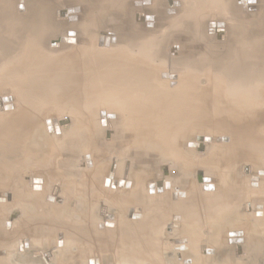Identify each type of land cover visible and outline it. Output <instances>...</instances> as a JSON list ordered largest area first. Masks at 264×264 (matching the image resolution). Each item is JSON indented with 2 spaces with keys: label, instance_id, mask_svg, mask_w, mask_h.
I'll return each mask as SVG.
<instances>
[{
  "label": "bare ground",
  "instance_id": "obj_1",
  "mask_svg": "<svg viewBox=\"0 0 264 264\" xmlns=\"http://www.w3.org/2000/svg\"><path fill=\"white\" fill-rule=\"evenodd\" d=\"M52 1L17 0L16 2L15 0H0V197L4 200L0 210V237L2 238V243L0 242V264L51 263H48L49 256L46 255L47 253L43 252V256L40 252L39 255L43 257L44 261H37L38 251L31 252L34 241L32 242L31 238L26 235L33 230L32 228L34 227L32 226L36 228V223H34L36 208L34 207L35 210L32 208L34 204L32 207L29 205L25 206L28 208L26 211L28 215L27 221L25 220L26 218H22V220L13 219V223H8L13 214L10 212L13 209L11 196L19 197L21 194H25L26 188H28L30 190L29 196L41 198L42 204L40 206H43V208L47 207L48 211L54 209L59 212L64 207L58 203V206L55 204V208L53 206L54 202L69 199V196L75 194H71L74 191L73 188H75H72V186L85 187L87 185L95 188L99 185L101 179V186L113 193L103 194L100 191V194L99 192L97 194L93 188V190H89L90 192L81 194L79 193L81 189L77 186L76 191H79L77 193L81 195L80 197L78 194L80 201L77 200L79 202L77 206L75 204L70 206L68 213L62 214V221L66 231L62 229L63 231L60 230L56 233V248L61 247V249L58 252L59 256L56 261H52L53 264H66V259L71 256V243L76 244L83 233L91 234L95 237L99 236L101 240L102 237L112 238L115 244H120L124 250L132 252V256L128 258L129 260L134 261L136 258L141 264H193L192 259L185 252L191 244L197 243L192 250L196 253L194 257L199 259V264H211L208 246L200 243V241L197 242V239L191 236L195 231L187 229L198 226L195 222H190L189 219L197 221L200 219V195H196L197 192L195 191H200L205 196L212 195L218 191L217 183L214 180L216 174L212 175L215 164L212 161L215 159L213 157L211 161L210 154L205 153L204 156H201V154V157L198 156L197 158L199 161L196 160L198 161L197 165H195L196 163L191 157L201 147H207L209 150L213 149V156L219 155L217 170L224 177L228 165L227 161L230 160L240 163L238 161L241 159H247L249 160L247 162L251 163V165L264 166V40L257 38L256 42L250 43L247 40L248 37H246V40L241 39L238 37L239 35H236V32L235 35L226 37H229V41L225 45L223 44L225 50L201 52L202 55L206 54L199 59L198 66H194L196 61L193 65H190V62L188 66H185L187 65L186 63L180 66L173 59V52L170 51V56H166V48L170 41L177 42V40L173 39L174 36L181 37V34H168L164 29L165 32L162 31L160 36L156 35L159 30L156 31L154 25L157 23L155 17L157 15H155L154 8L156 9V6L160 5V13L162 15L163 11L169 13L170 10L176 12L174 13L175 15H179L178 11H181V8L176 10L175 4L182 3L181 5L187 10L186 13L188 10L190 11L187 16L185 15V20L182 19L184 21L195 14L204 18L206 16L219 15L222 17L229 16L231 19L233 18L231 15L232 11L235 10L236 12L234 8L238 7L239 9V0H150V5L145 4L144 0H133L134 11L144 15L143 18L146 16L145 19L139 17L142 21L139 25H142L146 32L153 33L155 36L149 38L146 36V38L139 31L138 34L135 32V34L132 33L130 36L128 34V37H124L125 35H113L111 28L108 29L107 24H103L105 26L103 27L104 30H108L107 33H95L98 32V29L94 33L86 32L89 40H87V46L85 47L80 46L81 38L79 39V33L76 30V25L79 24V13H74V11H79V8L73 10L71 8H77V6H71L68 9L66 8L65 11H58L55 9L57 6L54 7L56 4L52 5ZM110 1L108 0V2ZM113 2L115 7L112 6L113 8L109 9L115 10L118 0H113ZM120 2L122 3V1ZM135 2H139V4L135 5ZM243 2L242 0L240 5L248 19L251 18V13L257 15L256 18L260 16L258 0H245V3ZM54 3L56 2L54 1ZM165 3H168V5L165 6ZM254 5L257 7V11L250 8H254ZM68 10H70V13H67ZM116 10V12H120L118 9ZM148 10L151 13H143ZM111 12L113 13L111 15L117 16L114 14L115 12ZM61 13L62 15H60ZM174 14H169V17H173ZM180 14H183L182 11ZM74 15L78 18V20L76 19L77 21H75ZM239 15L241 14L238 13L237 18H239ZM55 16H58V18ZM62 16H67V21H63L62 18L61 20L60 17ZM151 16L154 17V20ZM68 17L69 20L74 21H69ZM114 17L112 16V19ZM214 17L207 19L206 30L215 34L214 38L218 37L217 39L219 40L222 36L224 37L219 31V28L224 25L220 23L221 19ZM96 18L95 16L94 19ZM100 20L102 19L100 18ZM190 20H187V22ZM233 20H236V18H233ZM251 20L253 19L251 18ZM96 21L95 23H97ZM169 21L172 22V20ZM65 22L69 23L70 28L68 27L69 30H67L66 34H61L58 30L60 26L61 29L64 28ZM98 22L100 27L101 22ZM110 22H113V20ZM192 22L193 20H191V24ZM114 23L113 25H115ZM175 23L177 24V22ZM241 23L243 24V21ZM147 24H151L154 29L147 27ZM225 25H228V22ZM134 26L140 27L136 24ZM123 27L125 28V26ZM90 29L94 30L91 27ZM121 29L117 26L114 27V31L116 30L117 32H122ZM228 29L229 27H226L223 31L227 32ZM193 30L194 32L197 31V29ZM70 32L74 33L71 34ZM195 33L193 39L199 40ZM62 38L66 40H62ZM253 38L256 39V37ZM182 40L184 41V38L181 37ZM192 42H185L184 44L193 45ZM219 45L221 46L222 43ZM50 46L55 48V50L60 48L66 50V52L56 53L58 50L56 52L55 50L50 51ZM178 49L176 46L172 47L173 51L177 52ZM185 53L184 51L181 54L184 55ZM179 60L181 59L179 58ZM18 92L23 96L22 101L20 99L21 104L16 96ZM63 92H67L65 97L61 95ZM91 102L105 106V108H99L97 111V127L101 133L108 131L111 125H118V131H115L116 134L113 137L110 136L113 139L109 148L114 150L113 152L120 157L131 158L132 162H134L133 165L139 166V169L128 170L129 172L127 171L122 177L116 176L112 172L102 177L104 174L101 176L97 173L99 167L97 168L95 163L92 165L93 159L89 157L88 160L91 163L84 168L81 166L84 170L77 172L80 161L82 162L83 159V157L81 159L83 146L88 148V145L83 142L84 138L93 132L90 129L91 122L83 126L82 120L84 118L79 115L82 109L80 106ZM48 104H61L63 110L73 111L72 117L75 118L76 122H74L73 127L64 130L61 136L58 133L61 131V126L67 122L57 121L56 119L58 118L49 117L50 115L46 116L47 111L44 112L43 107ZM115 105L123 106L121 111L124 110L129 114V117L122 119V125L119 120V110L117 108L116 111L113 109ZM18 106H21L20 110ZM52 106L54 107V105ZM89 108L88 111L91 110ZM43 112L45 117L42 115ZM40 118H43L42 122ZM198 123H204V126L206 123L215 124L216 132L222 135V139L215 142L213 138L211 141L212 135L204 132H198L191 138L190 136H192L193 132L201 129L203 131L204 129ZM41 126L46 137L41 132ZM213 127L211 126V130L208 129L212 131ZM86 128L89 132L85 131ZM112 130L114 131V129ZM220 134L218 137H220ZM198 136H200L199 139L197 138ZM207 138L210 139L208 140ZM154 151H158L157 156H159L161 162L170 163L169 172L165 174V177L161 175L163 178L147 183L143 170L145 172V161L148 156H153ZM215 152L216 154H214ZM66 154L69 156L66 157ZM123 157H121V160ZM166 157L169 161H164ZM122 162H125V160H122ZM199 164L203 166V169L205 167L208 175L204 177L202 175L200 182L196 183L197 178L193 182L194 175L191 173L193 175L191 180L189 173L193 172L192 169L195 166L198 167ZM87 168L89 170L85 171ZM137 169L141 172L140 176L134 174ZM195 169L197 170V168ZM86 178L88 180H85ZM202 178L210 179L211 182L204 183ZM113 181H117L116 186H112ZM160 182L162 184L159 187L158 183ZM128 183L130 184L127 185ZM195 183L198 185L199 190L198 188L193 190V184L195 185ZM9 184H11L10 188L11 191L14 190V193L8 194L7 188H9ZM248 187L250 193H252V190L259 191V193H261L260 190H263L264 197V175L251 173L248 178ZM121 190L125 192L120 193ZM160 191L162 192L160 193ZM232 193L230 192L229 194ZM159 194H163V198L167 201L172 200L168 207L161 203L163 205L161 208V204L160 206L157 205L158 200L156 201L157 203L153 201V204L147 197ZM229 194L221 193L219 198L214 196L215 194L208 198L202 197L203 203L206 202L211 216H218L220 212L229 213L233 210L230 205L231 200L228 198ZM75 196L73 197L75 198ZM16 197L14 198L16 199ZM179 197L186 198L185 201L184 199L182 200L184 203L179 202L181 201L178 200ZM232 197L230 198L232 199ZM234 197L236 198V196ZM102 199H104L105 204L101 205L100 208L96 207L95 204L101 202ZM86 203H89L88 206L85 205ZM106 203H109L110 206H114L112 203H120L123 206L120 226L118 225V214L115 209L113 207L109 208ZM259 203L264 207V198ZM46 211L44 210V212ZM172 211L175 213H172ZM46 213H49L48 217H51L50 212ZM97 213H100L103 218H98ZM262 213V219H259V223L256 224L257 227L260 226V223L264 226V209ZM173 214H177L175 217L179 216L181 219H188L186 222L184 221L185 223L182 226V228H186L181 231L183 235L177 234V237L172 239L176 246H178L179 242L181 246L178 247V253L173 254L171 257L165 255L163 251L166 243L161 234L164 222L174 218ZM135 215L140 217H134ZM6 216L8 217L7 219H5ZM67 217L69 220H66ZM41 219L43 220V218ZM7 223L11 229L7 228ZM50 223L52 224L51 221ZM99 223L103 227L108 225V228H101ZM2 228L5 229L6 233H1ZM20 234H25L26 236H19ZM235 235V245L239 248L245 243L244 231L236 230ZM95 237L91 241L94 240L93 242L96 241L95 244L99 245L101 240L99 241L100 238ZM21 239H29V243L20 245L19 241ZM112 239L110 240L112 241ZM240 239L243 243H238ZM110 240L104 239L103 241L109 243ZM10 241H16V244L11 246L12 243ZM44 241H41L40 244L43 245L42 242ZM84 244L83 246H85ZM89 244H87V247ZM92 244L94 245V243ZM104 244L106 245V243ZM37 245L32 249L35 250ZM99 246L101 248L104 247ZM14 247L17 251H21L23 255L31 252L33 257L27 258L23 256L22 259H17V257L14 258L13 253L7 254L8 249L13 250L15 249ZM40 248L41 246L39 247L40 251L45 249H42V247L41 250ZM101 248L98 247L99 250ZM21 249H24V252ZM105 255L107 256L106 259L101 260L100 264H116L117 259L114 253H106ZM96 258L98 257H88L86 264H99L98 260L94 261ZM20 260L23 262L20 263ZM78 260L83 263L80 258L73 259V262L70 261L72 264H78L76 263ZM223 263L217 260L214 262V264ZM244 264H247V262H244ZM262 264H264V261Z\"/></svg>",
  "mask_w": 264,
  "mask_h": 264
},
{
  "label": "rangeland",
  "instance_id": "obj_2",
  "mask_svg": "<svg viewBox=\"0 0 264 264\" xmlns=\"http://www.w3.org/2000/svg\"><path fill=\"white\" fill-rule=\"evenodd\" d=\"M15 1L17 2V0H15ZM51 1L52 0H50V2ZM54 1L56 3H54ZM120 1H122V3H124L123 6H122V3ZM243 1H244L243 3H245V0H243ZM258 1H259V5L258 6H259V9H260L259 10L260 11V13H259L260 16H258V18H256L257 15H255L254 13H251L250 14V17L253 20H251V18H249L250 19L249 20L245 16L244 11L242 9V6L240 5L242 3V0H239V9H238V7L237 8H234V9H236V12H235V10H233L232 12L234 14L233 13L231 14L234 19L236 18V20H233V18L230 19L229 16L222 17V16H219V15H213L211 17L210 16H208V17L206 16L204 18V17H200L197 14H195L194 16L192 15V17L190 18L191 20H193L192 24H191V20L190 19H187L186 18V21H184L185 20V15L187 16L188 15L187 13H189L190 11L188 10V12L186 13L187 10H185V8L183 7V5H181L182 3L175 4V5H176V8H177L176 10H180V8H181V11L183 13L182 15H184V16H182L180 14L181 11H178L179 12V15L178 14L175 15L174 13H176V12H174L173 10H170L169 13L167 12L168 15H167L166 11H163V15H162L160 13L161 6L158 5V6H156V9L154 8L155 15H157V16H155L157 23H155L154 25H155L156 31L159 30V31H157L156 35L160 36L161 35V32L162 31L165 32V30H166V33H168V34H174V33L181 34V37L184 38V41L186 43L187 42L188 43H191V41H193L192 42L193 45L192 44H189V45L187 44L186 45V44H184L185 42L183 40L181 41V37L180 36H174L173 39L174 40H177V42L175 43V41H170L168 43L167 48H166V54H167L166 56H170L171 53H169V52L171 51V52H173L172 53V57H173V59H175L176 64H180V66H181L183 64L185 65V63H186L187 65H185V66H188L190 62H191L190 65H193L194 62L196 61L195 64H194V66H196L198 64V62L200 61L199 59L202 58V57H204L208 50H212V51L214 50V52H218V50H223L224 49V45L229 41V37L232 36V35H235L236 32H237L236 35L237 36L239 35L238 37L241 38V39H245L246 40V37H248L247 40H249L248 42H250V43H254V42H256V40H258V39L260 40V38L262 40H264L263 39L264 38V35H263L264 34V0H258ZM110 2H108V0H104V1L103 0H92V1H90V0H53L52 1V5L54 6V4H56L54 7L57 6V8H55V9H57L58 11H65L66 8L68 9L71 6H77V8L76 7L71 8L73 10H76V9L79 8V11H74V13H76V12L79 13V24L76 25L77 26L76 30L79 33L78 34L79 35V39L81 38L80 39V42H81L80 43V46L81 47L87 46L86 45V42H87V40H89L88 39L89 36H88L87 33H89V32L90 33H92V32L94 33L97 29H98V32H95L97 34H101V33L102 34H105V33H107L108 30H106V29L104 30L103 27H105V26H103V24L104 25L107 24V28L108 29L111 28L113 35L114 34L115 35H119V36L120 35H125L124 37H126L128 34H129L128 36H130V34H132V33L133 34H135V33L138 34V31H139L142 34V36H144V37L148 36V38H149V37L155 36V34L153 35V33H149L148 31L146 32L143 29L144 27L142 25H139L142 22L141 19H139V17L140 18H143L144 15H140L141 13L138 14L137 11H134V8L132 6L133 0H124V1L123 0H118V2H116V5L117 6H116L115 10L109 9V8H113L112 6L115 7V3L113 2V0H111ZM98 3H99V6H98ZM144 3L145 4L147 3L149 5L151 4L150 0H146V1L144 0ZM160 3H158V4H160ZM137 4H139V2H135V5H137ZM78 5H80V6H78ZM167 5H168V3H165V6H167ZM177 5H178L179 8L177 7ZM58 6H59V8H58ZM250 8H252V9H254V10L257 11V7L255 5H254V8L253 7H250ZM116 9H118L121 13L120 12H116L117 11ZM237 9H238V11H237ZM111 11L115 12L114 14L117 15V16L114 17V15H111V13H112ZM262 12H263V14H262ZM143 13H147L148 14V13H151V12H150V10H148V11H145ZM172 13L174 14L173 17H171V16L169 17V14L172 15ZM236 13H237V15H236ZM238 13L241 14V15H239V18H237L238 17ZM160 14H161V17H160ZM60 15H62V13ZM231 15H230V17H231ZM235 15H236V17H234ZM95 16L97 17L96 19H94ZM112 16L116 20L114 18L112 19ZM165 16H167V18H165ZM180 16H182V17L180 18ZM214 16H216V17H214ZM55 17L58 18V16H55ZM74 17H75V21H77L78 18H76L75 15H74ZM147 17H150V16H147ZM213 17L216 18V19H221V22L220 23H222L224 25V26H221V28H219L220 29L219 30L220 31V34L221 35H224V37L222 36V38H220L219 40L217 39L218 37L216 39L214 38V35L215 34L209 32V30H206L207 29V25H206L207 19L213 18ZM259 17H261V18H259ZM61 18L63 19V21H65V20L67 21V19H66L67 16H62V17H60V19ZM100 18L102 20H100ZM109 18L111 20H113V22H110L111 20L109 21ZM145 18H146V16H145ZM145 18H143V19H145ZM151 18H153V20H154V17L153 16H151ZM177 18H178V20H177ZM182 19H184V20H182ZM222 19H224V20H222ZM68 20H69V17H68ZM90 20L93 21V22H91ZM169 20H172V22H170ZM187 20H190V21L187 22ZM69 21L72 22L74 20H69ZM95 21L97 23H95ZM98 21L101 22L100 23V27H99V22ZM147 21H152V20H147ZM174 21L177 22V24ZM242 21H243V24L241 23ZM227 22H228V25H225V24H227ZM65 23L66 24L63 25L64 28L61 29V26H60V29L59 30L57 29L59 31V33H61V34H63V33L66 34L67 30H69L68 29V27L70 26L69 23H67V22H65ZM113 23L115 25H113ZM121 23H122V25H121ZM212 23H214V22H212ZM91 24L92 25L94 24V26H92ZM135 24L137 26H140V27L134 26ZM171 24H172V26H170ZM185 25H186V27H185ZM116 26L119 29L123 28V29H121L122 32L121 31H118L117 32L116 30L114 31V27H116ZM123 26H125V28ZM146 26L153 28V26L151 24H147ZM168 26H169V28H168ZM173 26H175V27H173ZM225 26L226 27H229V29H228L227 32H224L223 31L226 28ZM240 26H243V27H240ZM90 27L91 28H94V30L90 29ZM170 27L173 29V31H171L172 29ZM209 27H210V25H209ZM65 28H66V30H65ZM174 28H176V29L174 30ZM260 28H262V29H260ZM193 29H197V31H195L196 33L194 32ZM233 29H234V31H233ZM123 31H125V32H123ZM174 31H176V32H174ZM222 31H223V33H222ZM197 32H198V34H197ZM70 33L73 34L74 32H70ZM194 33L197 35V37H198L199 40H194L193 39L194 38ZM57 34H58V32H57ZM243 34H244V36H243ZM228 35H229V37L226 38ZM252 37H256V39L253 38L254 39V41H253ZM225 39H228V40L225 41ZM219 42L222 43L221 46H223V47H221L219 45L220 44ZM52 43H54V42H52ZM174 43H175V45H174ZM206 44H207V46H206ZM175 46L177 47V49L179 48L177 50L178 53L176 51H173L174 49L172 50V47H175ZM207 47H209V48H207ZM169 48H171V49H169ZM215 49H217V50H215ZM53 50H55V48H53V47L50 46V51H53ZM56 50H58V51L56 52ZM56 50H55L56 53H62V52L64 53V52H66V50H63V49H60V48H56ZM184 51L186 53L184 55L181 54L182 52L184 53ZM204 51L206 53H204L202 55V53ZM179 52H181V53H179ZM179 54H181V55H179ZM199 55H202V56H199ZM183 56H185V57H183ZM181 57H183V58H181ZM179 58L181 60H179ZM66 94H67V92L61 93L62 97H63V95L65 97ZM16 96L18 97V100H19L18 102H20V104H21V101L23 99V96L20 95V92H18V94ZM20 99H21V101H20ZM62 100H64V99L62 98ZM106 103H108V102H106ZM92 104H93V102L87 103L88 106L87 105L80 106L82 109H81V114H79V115H82L81 118H84L82 120L83 126L85 124H87V123L89 124V122H91L90 123L91 124L90 129L93 132H91V135H88V136H86L84 138V141L83 142H84V144L88 145V148H86V147L84 148V146H83L82 155H81V159H82V157H83V159H82V162L80 161V164H79L80 166L77 169V172L84 170V169L81 168V166L84 168V167L87 166V164L91 163L88 160L89 157H90V159H91V157L93 159V161L91 160L93 162L91 164L94 165V163H95L96 164V167L97 168L99 167V170H97L98 172L97 171L96 172L99 175H101V176L104 174L102 177L106 176L108 173H111V172L113 174H115L116 176H121L122 177V175L125 174L128 170L129 171H132V170H135L136 168L139 169V166L136 167V166H134L135 164L133 165L134 162H132V159L131 158H128L127 159L126 156L125 157L121 156V157H123L122 160L123 161L125 160V162H122L121 157L119 155H117L115 152H113L114 150H112L111 148H109V145L111 144V140L113 139L110 136L113 137V135L116 134L115 131L116 130L118 131V125L117 124L111 125V127L108 129L109 134H108V131H106L105 133H101L99 131L98 127H97V111H98L99 108H103V107L105 108V106H102V104H97V103H94L93 105ZM52 105H54V107H56V106L57 107L54 108ZM99 105H101V106H99ZM104 105H106V104H104ZM42 106H44V105H42ZM92 106H93V108H96V109H93ZM45 107H46L47 110L45 109ZM47 107H49V108H47ZM51 107L54 108V109L51 110L52 109ZM66 107H67V105H66ZM83 107H84V109H83ZM89 107L91 108V110L88 111V108ZM122 107L123 106H121V105H115V107L113 108V109H115V111H116V108L119 110L118 111V115H119V120L121 122V125L123 123L124 118H127V116L129 117L128 112H125L124 110L121 111L122 110ZM43 108H42L43 111L45 110L44 112L47 111L46 112V116H49L50 115L49 117H54L55 119L58 118V119H56L57 121L60 120L61 122H67L66 124L64 123L61 126L62 127L61 128V131L58 133L59 136H61L62 133H63V131L66 130L67 128L73 127L74 122H76L75 121V118L72 117V112L73 111L68 112L66 110H63V107L61 106V104L60 105L59 104H51V105L48 104V105H45ZM18 109L20 110L21 109V106H18ZM55 109H56V111L57 110L58 111L56 112ZM48 111H50V112H48ZM44 112H43L42 115L45 117ZM123 112L125 113V115H124ZM77 115H78V112H77ZM40 119H41L40 121L42 122V119L43 118H40ZM120 122H118V123H120ZM198 124H200V123H198ZM202 124H200V126L201 127L203 126L202 127V128H204L203 131H202V129L199 130V131L196 130V132H193L192 133V136H190L191 138H193L196 135V133H198V132H204V133H210L212 135V138L210 137L211 138V141L213 140V138L215 139V142H218V140H221L222 139V135L219 132L218 133L220 134V137H218L219 134L216 132V129H215L216 128V125L215 124H208V123H206L205 126H204V123H202ZM102 125H105V124H102ZM211 126L212 127L214 126L213 128L215 130L212 128V131H210L211 130ZM205 128H206V132H205ZM104 129H106V128H104ZM112 129H114V131ZM86 130H87V128L85 129V131ZM43 131H44V129L41 126V132H43ZM213 131H215L218 135L215 132L213 133ZM44 133L45 132H43V135H45ZM45 137H46V135H45ZM198 137H200V136H198ZM204 138H206V137H204ZM198 150L194 153L195 155H192V157H191V158L194 159V160L193 159L192 160L195 161V163H196L195 165H197V163L199 161L197 159L198 156L199 157L204 156L205 153L206 154H210V156L212 158L211 161L213 160V157L215 159V160L212 161V162L215 163V164L212 163V164H214L212 175L213 174H216L215 177H214V180L217 183V185H216L217 186V190L218 191H221V192L216 191L217 193H214L215 195L214 194H212V195H214L216 197L218 196L217 198H219L220 195H221V193H224L225 192L226 194H229L230 192L232 193V191H233L232 194H229L230 195L229 197L227 196L229 198V200H231L230 201V205L233 208V210H231V212H229V213L228 212H220L218 216H211L210 213H209V209H208V207L206 205V202L203 203L204 202L203 198H208L209 196L212 197V195L205 196L204 194H201L200 191H195V192H197L196 195H200L199 196L200 197L199 198V201H201L200 206H199V212H200V219L199 220L200 221L199 220L197 221L195 219H189L190 222H192V223L195 222L198 226L189 228L187 230H193V231H195V233L192 234L191 236L193 238L197 239V242L200 241V243L206 244L208 246V255H209V259H210V263L211 264H214L215 260L222 261V262H224L223 264H244V262H247V264H262V262L264 261V226H262L261 223H260V226L257 227L256 224L259 223V219H262V216H263L262 211H263L264 207L261 206V204L259 203V201L264 198L263 197V192H262L263 190H260L261 193H259V191L257 192L256 190H252L251 191L252 193H250V189L248 187V178H249V176H250L251 173H259V174L264 175V166L263 165L262 166H259V165H251V163L247 162V161H249L247 159H241L240 161H238L240 163H236L235 161H232V160H230V161H227L226 160L227 163H228V165L226 167L225 177H224L219 172V170H217V168H218V166H217V162H218L217 159L219 158V155H214L213 156L212 153L214 152V150L213 149H210L209 150V149H207V147H204V148L201 147V149L199 148ZM157 153H158V151H154L153 156L152 155L150 157L148 156V159L145 161L146 168H145V172L143 170V174H144V177L147 178V183L153 182L155 180H159V179L163 178L162 176L165 177V174L169 172L170 163L161 162L159 160L160 159L159 156H157ZM214 154H216V152ZM67 156H69V155L66 154V157ZM87 160H88V162H86ZM128 160H129V162H128ZM165 160L166 161H169V160H167V157L164 159V161ZM196 160H198V161H196ZM131 164H132L133 167L131 166ZM125 165H126V167H125ZM199 166H200V168H199ZM68 168L70 169V167H68ZM195 168H197V170ZM124 169H125V171H124ZM138 169L136 170V172H134V174H136V176H140V173H141L140 170L138 171ZM87 170H89V169L88 168L85 169V171H87ZM166 170H168V171H166ZM192 171L193 172H190L189 173L190 174L189 177L191 179V177L194 175L193 176L194 177L193 180L192 179L191 180L194 182L195 181L194 179L197 178V180L195 181L196 183H199L200 182V177H202V175H203V177L205 175H208L207 172L205 171V167L203 169V166H201L200 164L198 165V167L195 166L194 169H192ZM204 171H205V173H204ZM198 173H200V174H198ZM143 174H142V176H143ZM222 178H223V180H222ZM85 180H88V178H86ZM224 181L226 182L225 184H224ZM196 183H195V185L193 184V190L194 189L196 190L198 188L197 187L198 185ZM220 183H221V185H220ZM161 184H162V182L158 183V186L160 187ZM101 185H102V179L99 182V185L96 186V187H98L97 189H96V187L95 188L93 186L92 187H89L87 185H86L87 187L86 186L85 187L84 186L80 187L78 185L72 186V188L73 187H75V188H73V190H74L73 192H71V191L70 192H71V194L72 193H75V194H72V195L73 196L76 195L77 197L75 196V198H74L71 195V196H69V199L68 198L65 199L67 201H65V200H61V201H58V202L55 201L54 202V205H53L55 208H56V206L59 205L58 203H60V205H63V207H64L59 212H56V210H54V209H52L51 211H48L47 210L48 209L47 207L43 208V206H40V204H42L41 203V198L29 196L28 194L30 193V190L28 188H26V193L25 194H21V196H19V197H16L15 195H13L14 197H16V199L11 196V198H12L11 201H12V205H13L12 207H13V209L14 208L15 209L14 210L12 209L13 211L12 210L10 211L13 214L11 215V217H10L11 220L8 221V223H11L13 221V219H18V220L21 219L22 220V218H26L25 220L27 221V216L28 215H27V212L26 211L28 210V208H26L25 206L29 205L30 207H32L33 204H34V206L32 208L35 207L36 210H37L36 211L35 208L33 209V210H35V214H36L35 219H34V223H36V228H35V226H32L35 229L32 228L33 230H31L29 232V234H26V235H28L31 238L32 242L34 241V243H32V248H35V245H37V244L38 245L36 246L37 247L35 249L36 251L31 248V252H33V251L34 252H37L38 251V256H36L37 257L36 259H37L38 262H41L43 260V257H41V255H39V254L41 253L42 256H43V253H45V254L47 253L46 255L49 256L48 257V260H49L48 263L51 262L50 264H53L52 261L53 262L56 261L57 257L59 256V253L58 252H60V249H61V247H58V249L56 248L57 247V243H56V237H57V235H56V233H58L62 229L66 231V229L64 228L65 227L64 226V223L62 221V214L65 213V212L68 213L70 206H72L74 204L77 206V204H79V202L77 201V200H79L78 199V194L79 193L85 194L90 189L93 190V188H94V190H96L97 194H98V192L100 194V191H102L103 194H105V193H109L110 194L111 191L110 190L108 191V189H105ZM77 186L80 187V189H81L80 192L79 191H76L77 190L76 189ZM10 187H11V184H9V188ZM9 188H7L8 189V194H10L11 192L14 193L13 192L14 190L11 191V188H10V190H9ZM230 188H231V191L229 192ZM198 190H199V188H198ZM222 190H223V192H222ZM242 190H243V193H242ZM248 190H249V193H248ZM77 192H79V193H77ZM124 192H122V190L120 191V193H124ZM161 192L162 191H160V193ZM111 193H113V192H111ZM69 195H70V193H69ZM156 196H157V198L158 197L159 198L157 199ZM156 196L155 195H149L147 197H149L148 199H150V202L151 201L152 202L154 201L155 203H157L156 201L158 200L159 201L157 203L158 206H160V204L162 203V204H164L165 207H168V204L172 202V200L171 201L170 200L169 201L165 200V198H163V194H159V195H156ZM234 196H236V198ZM80 197H81V195H80ZM230 197H232V199ZM183 199H184V201L186 200V198H180V197L178 198V200H181V201H179L180 203H184L182 201ZM38 200H40V201H38ZM173 200H175V199H173ZM34 201H36V202L34 203ZM163 201H165V202L163 203ZM199 201H198V203H199ZM3 202H4V200L2 199V197H0V210H1V206L3 205ZM14 202L16 204L18 203L17 204L18 206ZM154 202H153V204H154ZM30 203H32V204H30ZM55 204H56V206H55ZM88 204L89 203H86L85 205L88 206ZM104 204H105V201H104V199H102L101 202H97L95 205H96V207H99L100 208V206L101 205L103 206ZM112 204L114 206H110L109 203L107 205H109L108 206L109 208L113 207L115 209L116 213L118 214V225L120 226L121 223H122L121 222V218H122L121 215L123 214V210H122L123 209L122 208L123 206L120 203H119L120 205L117 204V203H115V204L112 203ZM162 204L160 206L161 208L163 206ZM152 205H150V206H152ZM83 206H84V204H83ZM172 207H173V205H172ZM44 210L45 211L47 210L46 212H50V216L51 217H48V214L49 213L44 212ZM166 212H168V211H166ZM28 213H30V212H28ZM172 213H175V212L172 211ZM97 214H98V218L99 217H100V219L103 218V217H101L100 213H97ZM173 215H174V218H170V220H166L164 222L163 232L161 234V237H163L164 242L166 243V244H164L163 251H164L165 255L171 256V257H172L173 254H177L178 253V251H179L178 247L181 246V243L180 242L178 243V246H176V244H174V242H172V239L176 238L177 237V234L178 235H181L182 234V232H181L182 229H186V228H182V226H183V224L188 219V218L181 219V217H179V216L175 217V215H177V214H173ZM7 216H8V214H7ZM7 216H6L5 219L8 218ZM41 218H43V220ZM46 219L49 222H47ZM66 220H69V218L67 217ZM50 221L52 222V224L50 223ZM8 223H7V228L8 229H11V227H8ZM111 224H113V223L111 222ZM15 225H17V224L15 223ZM99 226L101 228L106 227V225H104V227H103V225L101 223H99ZM111 226H109V227L111 228ZM106 228H108V225H107ZM2 230H1V233L2 232H5L6 233V231H5L4 228H2ZM236 230H242V231H244V236H245V243L242 244L239 248L236 247L235 241H234V238L236 236L235 235V231ZM7 233H9V232L7 231ZM26 235L25 234H20L19 236H22L23 237V236H26ZM86 235L88 237H93V238H88ZM63 236H64V234H63ZM42 237H44L43 240H42ZM94 237L95 236H93L91 234L89 235V234H86V233L84 234L83 233V235L80 237V240L77 241L78 243L77 242H76V244H72L71 243L70 249L72 250L71 251V256H73V257L69 256L66 259V264H69V263L72 264L73 259H79V258L83 261V263H80V260L76 261V263H78V264H84V262H85V264H86V260L88 259V257H94V256H97L98 258H96L95 260L94 259H91V260H94V261H97L98 260L99 261V264H100V261L101 260L106 259V257H107L105 255L106 253H114V255L116 256V259H117L116 264H141L139 261L136 260V258L134 259V261L133 260L132 261L129 260L128 258H130V256H132V252H128L127 250H124V248L120 244H115L112 238H110V237H102V240H101V238L99 236H96V237H99L100 238L99 241L101 240V242H102V244H100L101 242H99V245L104 246L105 245L104 243H106V245H107V246L105 245L104 247L101 248L98 244H95L96 241L95 242H93L94 240L91 241V239H94ZM58 238H59V235H58ZM103 238L105 240H107V241H109L110 239H112V241L110 240V242H109L110 244H109L107 241L106 242L103 241L104 240ZM107 238H109V239H107ZM1 239L2 238L0 237V242L2 241ZM45 239H46V241H49V242L44 241ZM88 240L90 242L94 243V245L92 243H90ZM41 241H44V242H42V244L44 246L40 244ZM179 241H181V240H179ZM13 242H15V243H13ZM13 242H11L12 244L10 243L11 246L16 244V241H13ZM241 242H242V240L240 239V242L238 241V243H241ZM83 243H85L84 244L85 246H83ZM6 244L7 243H5V245ZM33 244H35V245H33ZM87 244H89L88 247H87ZM39 245L41 246V248L43 247L42 249H44V248L45 249L42 250L40 248L42 250V251H40L39 250V247H40ZM196 245H197V243L191 244L189 246V249L185 252L186 255H188V257L190 259H192V263L193 264H199V259H197V257H194V254H196V253H194L192 251L196 247ZM6 246H8V244ZM47 246H48V248H47ZM90 246L93 248V250H92V248ZM98 247L101 248V250H99ZM55 249H56V251H55ZM18 251H17L16 248L13 249V250H11V249L9 250L8 249L7 254L11 252V254L13 253V255L15 256L14 258L17 257V259L18 258L22 259L23 256L24 257H27V258H30V257L32 258L33 257V255H32L31 252L26 253L25 255H23V253L21 251H19L20 253ZM22 251L24 252V249ZM46 251H48V252H46ZM87 251H89V252H87ZM90 252H93V253H90ZM73 253H75V254H73ZM52 255H53V257H52ZM109 257H111V256H109ZM21 262H23V261L20 260V263ZM147 262H148V260H147ZM147 262H144V263H147ZM38 264H41V263H38Z\"/></svg>",
  "mask_w": 264,
  "mask_h": 264
},
{
  "label": "water",
  "instance_id": "obj_3",
  "mask_svg": "<svg viewBox=\"0 0 264 264\" xmlns=\"http://www.w3.org/2000/svg\"><path fill=\"white\" fill-rule=\"evenodd\" d=\"M70 13V10H68L67 11V13ZM64 14V13H63ZM66 14V13H65ZM62 40H66V39H63L62 38ZM200 137H198V139H199ZM208 140L210 139V138H207ZM255 180V179H254ZM202 181L204 182V183H209V182H211V180L210 179H206V178H202ZM130 183H128L127 185H129ZM117 185V181H113L112 182V186H116ZM108 217H109V215H108ZM134 217H140L139 215H135ZM61 240H62V238H61ZM29 242V240L28 239H23V240H20L19 241V243H20V245H23V244H27Z\"/></svg>",
  "mask_w": 264,
  "mask_h": 264
}]
</instances>
